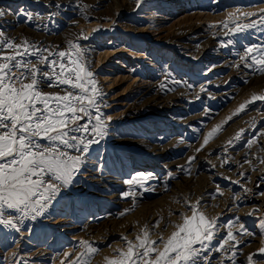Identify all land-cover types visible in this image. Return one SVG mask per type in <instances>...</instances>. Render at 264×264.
<instances>
[{
	"label": "bare ground",
	"instance_id": "bare-ground-1",
	"mask_svg": "<svg viewBox=\"0 0 264 264\" xmlns=\"http://www.w3.org/2000/svg\"><path fill=\"white\" fill-rule=\"evenodd\" d=\"M15 5L4 6L7 15L0 18L6 36L54 51L68 50L69 41L79 43L104 93L101 111L111 119L108 137L93 146L87 164L61 192L47 220L36 222L31 235L0 228V264H72L86 251L81 241L98 249L89 264H108L127 250V241L137 242L145 228L151 239L159 241L163 235L167 240L175 225L192 215L189 202L215 220L213 245L221 243L233 225L239 241L235 264H248L252 253H257V264H264V255L258 253L264 247L259 226L264 219V102L243 100L256 88L255 95H264V74L244 67L240 59L247 46L264 44V31L254 28L232 35L222 21L214 23L231 13L247 22L240 13L258 12L264 0H142L139 5L138 0H19V9L32 13L31 22L15 12ZM181 13L180 22H214L204 23L207 28L197 21L155 33L157 25ZM116 51L155 80L139 82L132 103L113 116L116 104L109 105L115 100L111 86L117 77H100L98 67L105 55ZM242 104L246 108L237 114ZM219 119L225 120V127L204 145ZM254 136L257 141L248 147ZM191 157L195 159L189 163ZM98 163L103 164L100 171ZM132 178L137 182L125 183ZM140 182L151 190L144 191ZM241 223L252 235L240 234ZM233 243L225 249H232ZM208 255L211 264H231L223 251Z\"/></svg>",
	"mask_w": 264,
	"mask_h": 264
},
{
	"label": "snow or ice",
	"instance_id": "snow-or-ice-1",
	"mask_svg": "<svg viewBox=\"0 0 264 264\" xmlns=\"http://www.w3.org/2000/svg\"><path fill=\"white\" fill-rule=\"evenodd\" d=\"M17 13L28 22L33 20L32 13L24 9H18ZM6 15L5 8L0 7V18ZM240 15L247 22L240 21L236 13L229 14L232 23L222 25L227 34L254 28L264 31V8ZM240 59L244 67L264 74V44L247 46ZM235 67L239 68L240 64ZM45 87L59 90L49 92ZM103 95L79 43L69 41L67 51H54L27 40L16 42L0 29V228L31 235L36 222L52 215L53 204L63 190L72 186L87 164L93 146L100 145L109 135L111 117L101 111ZM256 101L264 102V95H253L248 103ZM245 108L242 104L237 114ZM219 130L217 126L209 132L204 145ZM256 141L254 136L247 146ZM194 159L191 157L189 163ZM260 163L264 164V159ZM102 169L103 164L98 163L97 170ZM136 182L135 178L125 181L129 185ZM140 187L151 190L143 182ZM188 207L192 215L184 216L183 223L175 225L176 230L167 240L163 235L159 241L151 239L145 228L137 236V242L127 241V250L120 251L118 258L109 260L108 264H211L208 253L219 251L235 264L233 257L237 255L239 241L231 231L233 225H228L226 238L213 245L218 231L215 220L208 219L190 202ZM259 226L264 235V219L259 221ZM239 228L241 235H252L242 223ZM229 241L234 242L232 249H225ZM80 244L86 251L72 264H89L98 249L86 241ZM258 253L264 255V247ZM256 255H248V264H257Z\"/></svg>",
	"mask_w": 264,
	"mask_h": 264
},
{
	"label": "rangeland",
	"instance_id": "rangeland-1",
	"mask_svg": "<svg viewBox=\"0 0 264 264\" xmlns=\"http://www.w3.org/2000/svg\"><path fill=\"white\" fill-rule=\"evenodd\" d=\"M0 2H2V4H1V7H4V6H6L7 4H16L15 6H16V9H15V12L17 13V10L19 9V6H17V5H19V0L17 1V0H0ZM17 2V3H16ZM208 4H210L209 2H207ZM5 4V5H4ZM18 14V13H17ZM183 16V14L181 13L180 15H178V16H176L174 19H172V18H170V19H167V20H165V21H168V22H166L165 23V25H163L162 27H160V25H157L156 26V34L159 32V31H175L179 26H183L184 24L185 25H188L189 24V22L190 23H196L197 21V23H199V21H200V23H201V26H202V28H207V26H209V25H212L213 24V22L214 23H220L221 24V21H222V23L224 24L227 20H228V18L229 17H227L226 19H225V17H220L219 19H215L214 21L213 20H198L197 18H195V19H188V20H184V21H179L180 19H178L179 17H182ZM218 20H220V21H218ZM204 21V22H203ZM218 21V22H217ZM207 22V23H206ZM208 22L210 23L209 25H208ZM183 23V24H182ZM207 25H205V24ZM212 23V24H211ZM227 23H232V21H227ZM182 24V25H181ZM222 24V25H223ZM167 25V26H166ZM219 25V24H218ZM1 27L2 26H0V29H1ZM160 27V28H159ZM165 27V28H164ZM167 27V28H166ZM163 28V29H162ZM160 29V30H159ZM3 30V29H2ZM159 30V31H158ZM151 31V30H150ZM147 41H149V39H147L146 40V42ZM106 43H108V41H107V39H105V43L104 44H106ZM115 43V42H114ZM149 43V42H148ZM115 44H117V46H119V44H120V42H116ZM118 48V47H117ZM117 48L115 47V48H111V51H112V49L114 50H117ZM120 48V47H119ZM63 50H64V48H63ZM67 51V50H66ZM117 52V51H116ZM121 51H118L117 52V54L115 53V55H114V53L112 54H108V55H105L104 57L105 58H103L105 61L104 62H100V66L98 67L99 69H98V73H99V76L100 77H102V78H104V77H109V78H111L112 76H113V79H114V75H116L115 76V78L117 77V83L114 85V86H111V91L113 92V95H115V100L113 101V102H110V105L109 106H111V105H113V104H116V106H113V109H115L116 108V110H113L110 114L111 115H113L114 116V114L116 115V113L117 114H119V113H122L123 112V110L124 109H126L130 104L129 103H132L131 102V100H129V99H132L133 98V96H134V94L136 93V91H137V88H138V86H139V82H141V81H143V83H147V82H152V81H154L155 80V77H154V75L153 74H151L150 72H148V71H146V69H144L143 67H141V68H137L138 66H136V63H133V62H130V61H128L127 59L128 58H125L124 56V54H123V52H121ZM118 53H120V54H118ZM142 54H144V52H142ZM123 55V56H122ZM107 57V58H106ZM109 57V58H108ZM125 58V59H124ZM122 61V62H121ZM97 62V61H96ZM95 62V63H96ZM118 62V63H117ZM128 62V63H127ZM119 64H121L123 67H121V65H119ZM132 64V67L133 68H131L130 67V65ZM126 67H125V66ZM127 65H128V67H127ZM134 65V66H133ZM120 66V67H119ZM140 67V66H139ZM122 68H124V69H122ZM103 69V70H102ZM127 69H128V71H127ZM123 70V71H122ZM129 70H131L130 72H129ZM139 70V71H138ZM119 71V72H118ZM143 74H142V73ZM114 73V74H113ZM125 73L127 74L126 76H125ZM136 73V74H135ZM140 73V74H139ZM145 73V74H144ZM103 74H105V75H103ZM118 75V76H117ZM124 75V77H125V79L121 82V76H123ZM131 75V76H130ZM135 75V76H134ZM224 75V74H223ZM143 76V77H142ZM132 77V78H131ZM136 77V78H135ZM138 77H140V78H138ZM148 77V78H147ZM134 78V79H133ZM147 78V79H146ZM151 79V80H150ZM119 80V81H118ZM137 80V81H136ZM235 82H236V80H235ZM138 83V85H135V84H137ZM133 84H134V86H133ZM130 86H131V89H130ZM136 86V87H135ZM132 90H134V91H132ZM254 90V89H253ZM253 90L251 91V93H250V91L247 93V95L244 97V101H246L247 99H249V98H251L252 97V95H255V92H256V90H258L257 88L254 90V92H253ZM130 91H131V93H130ZM260 91V90H259ZM135 92V93H134ZM128 94V95H127ZM129 100V101H128ZM126 103H128V104H126ZM126 104V105H125ZM124 105V106H123ZM128 105V106H127ZM108 106V107H109ZM115 107V108H114ZM125 107V108H124ZM111 110V109H110ZM119 110V111H118ZM121 110V111H120ZM119 113H118V112ZM224 119H225V117H223ZM220 121H222V122H220ZM224 121V122H223ZM219 122L220 123H218V121L216 122L217 124H218V126H219V128H220V130H222L224 127H225V120H222V119H219ZM220 124V125H219ZM223 124V125H222ZM223 126V127H222ZM217 127V125L215 124V128ZM22 244V243H21ZM1 246V245H0ZM20 249H23V246H21L20 247Z\"/></svg>",
	"mask_w": 264,
	"mask_h": 264
}]
</instances>
